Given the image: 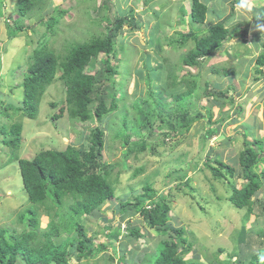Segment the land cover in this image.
I'll list each match as a JSON object with an SVG mask.
<instances>
[{
	"label": "rangeland",
	"instance_id": "obj_1",
	"mask_svg": "<svg viewBox=\"0 0 264 264\" xmlns=\"http://www.w3.org/2000/svg\"><path fill=\"white\" fill-rule=\"evenodd\" d=\"M203 1L208 6L207 17L203 24L198 25H191L189 0L95 1V6H99V12L104 16H125L132 9L133 17L140 22L137 28L125 24L117 33L115 58L119 60L116 62H119L120 70L115 87L117 106L99 123L94 119L81 122L67 113L53 119V114H58L65 104V86L58 77L59 72L44 91L35 118L22 116L10 109V106H17L22 101L24 92L20 83L37 39L48 38L56 51L64 52L66 42L84 41L90 32L96 33L104 27L93 21L98 13L92 10L91 0H51L45 7L46 11L54 5L68 10L59 19L56 36L46 31L42 23L44 14L40 12L39 22L37 18L25 19V23L34 26L11 39L7 37L5 21L11 22L17 17V0H0V125L9 121L22 124L19 147L14 153L20 158L31 159L41 149L62 150L67 144L88 148L92 144L91 130L103 131V159L111 165L108 179L113 184L114 193L91 214L80 215L85 233L99 250L94 258L73 260L71 264H134L145 252L157 247L162 236L149 229L141 216L136 214L130 218L132 226L140 227L143 232L139 239H133L126 236L127 218L121 219L118 214L120 202L141 193L142 184L151 173L155 178L152 183L154 190L172 195L168 222L173 227H184L191 242L185 258L201 264H221L231 260L240 248L248 252V247L238 242L242 229L246 232L245 239L252 245L251 251L256 247V241L251 242L258 236L255 231L264 233V192L259 190L252 197V211L237 209L227 200L231 192L228 181L212 178L207 166H218L214 161L218 158L240 172L237 157L243 139L256 137L264 143V74L255 72V59L262 50L261 41L264 39V23L256 25L255 16L264 12V0ZM220 20L230 29L237 28L239 34L224 41L220 49L202 59L198 65L183 64L181 58L192 42L188 41L184 46L173 43L172 40L179 38L177 32L186 33L193 27L205 30ZM70 23L78 29H71ZM85 28L90 31L85 33ZM104 56L100 53L94 64L99 65ZM163 64L164 71L162 67L158 78L153 77L155 68ZM168 66L177 79L192 77L199 84L193 93L197 99L195 105L188 104V108L183 105L181 109L187 108L191 117H199L196 112L203 104L211 110L212 116L209 120L205 111L201 110L200 118L193 121L187 130L178 118H172V123L180 127L173 131L161 122L153 109L150 116L152 130L149 132L135 123L134 107L145 101L146 109L152 106L151 95L164 88ZM231 69L232 74L224 73ZM148 73L151 75L149 79ZM204 88L224 92L233 100L228 96L205 95ZM173 103L175 111V103L178 102ZM122 122L126 124L125 135H130L126 140L145 138L154 146V151L146 149L125 157L127 146L116 134L122 129ZM208 127L216 128V132L202 144V132ZM10 155L11 148L0 142V228H5L7 233L21 235L26 226L18 220V214L29 201L17 161L7 164ZM163 162L175 169H186L188 185L164 186V173L160 171ZM140 167L143 170L134 174ZM233 180L239 187L244 182L242 177ZM48 219L41 214L36 229L39 236L46 230ZM119 225L120 236L110 241L105 233ZM107 226L111 228L107 229ZM75 235L74 230H63L56 239L59 242ZM221 248L223 251H219ZM16 264L23 263L18 261Z\"/></svg>",
	"mask_w": 264,
	"mask_h": 264
},
{
	"label": "trees",
	"instance_id": "obj_2",
	"mask_svg": "<svg viewBox=\"0 0 264 264\" xmlns=\"http://www.w3.org/2000/svg\"><path fill=\"white\" fill-rule=\"evenodd\" d=\"M95 1L91 0V8L98 15L93 21L97 25H104L98 32H90L84 41L66 42L64 52L56 51L48 38L43 37L35 41L20 83L24 92L22 101L17 106L9 105L13 112H20L22 116L31 119L35 118L41 97L57 72L65 86V104L60 107L58 114H53V119L67 113L81 122L94 119L100 123L104 115L116 108V78L120 74L119 62H116L119 60L115 58L116 36L123 25L128 24L137 28L140 22L133 17L132 9L125 16H104L99 12V6H95ZM48 3H51V0H17L15 5L17 17L10 18L11 22L5 21L7 37L11 39L20 32L31 29L34 24L25 23V19L30 21L37 18L39 22L40 12L44 14L42 23L45 24L46 31L56 36L59 19L67 14L68 10L54 5L51 10L46 11L45 7ZM104 5L106 4L103 3L102 6L105 7ZM207 12L206 2L191 0L189 12L191 25L203 24ZM262 23H264V12H259L255 16V24L259 26ZM70 28L75 31L78 29L74 23H70ZM89 31L90 29L85 28V33ZM177 33L179 38L172 40L173 43L184 46L188 41L192 42L181 62L193 66L221 48L224 41L239 34V30L226 27L220 20L209 25L205 30L193 27L186 33ZM261 47L262 50L255 59V72L258 74H264V39L261 41ZM5 50L6 47L3 48V51ZM100 53H104V59L99 65H95L93 61ZM162 67L164 71V64L155 68L152 72L153 77L158 78ZM170 68L168 66L165 69L164 88L151 95L152 106L146 109L145 101L142 105L134 107L137 117L135 123L149 132L152 130L150 116L153 115V109L156 110V116L161 122L173 131L180 127L172 123V118H178L182 122L181 126L187 130L193 121L200 118L201 110L205 111L209 120L212 116L211 110L203 104L196 112L199 117H191L187 109L178 106L175 107V111L171 109L170 98H172L171 104L175 101L184 103L182 106L190 103L194 106V101L197 99L193 93L199 84L192 77L177 79ZM224 73L229 75L233 70ZM149 77L151 75L148 73L147 78ZM203 93L208 96L215 95L214 97L228 96L233 100L232 96L224 92L217 93L207 88H204ZM6 117L8 118L7 115ZM125 130L126 124L122 122V129L116 133L122 137L123 145L127 146L125 157L146 149L154 151V146L145 138L126 140L130 135H125ZM21 132L22 124L18 121H9L0 125V142L11 148L7 164L13 160L17 161L22 184L30 202L18 214V220L26 226L21 235L7 233L5 228H0V264H16L18 261H22L23 264H71L73 260L94 258L99 248L92 244V238L85 233L80 215L91 214L114 193L113 184L108 179L111 165L103 159V131L91 130L92 144L88 148L67 144L62 150L41 149L31 159L20 158L14 153L19 147ZM215 132L216 128H206L205 132H202V144ZM214 161L218 166L207 164L211 177L224 178L228 181L231 192L227 200L230 204L237 209L246 208L247 211H252V197L259 190L264 192V143L256 137L251 140L243 139L237 157L240 172H236L235 167L218 158ZM142 170L143 168L140 167L134 174ZM160 171L164 173L162 181L164 186L171 188L173 184L188 185L186 169H175L167 162H163ZM235 177L244 179L240 187L233 180ZM154 180L152 173L149 174L142 184V192L132 199L121 201L118 209L120 218H127L126 236L139 239L143 235L140 227L132 226L130 223V218L136 214L142 217L149 229L162 236L157 242V247L155 246L157 249L154 247L152 251L145 252L140 259L134 261V264H201L184 257L189 252L191 242L184 227H173L168 222L172 195L169 192L163 194V190L160 192L154 190L152 187ZM41 214H45L49 222L42 236H39L36 229ZM109 228L111 226H107V229ZM63 230H74L76 235L57 242L56 238ZM120 233L119 225L105 235L111 241L118 239ZM255 233L258 236L251 241H256L253 251H251V243L245 239L246 232L242 229L238 235V242L244 243L248 247V252L240 248L231 256V260L228 259L221 264H264V233L261 234L260 230H256ZM219 251H223V248Z\"/></svg>",
	"mask_w": 264,
	"mask_h": 264
},
{
	"label": "clouds",
	"instance_id": "obj_3",
	"mask_svg": "<svg viewBox=\"0 0 264 264\" xmlns=\"http://www.w3.org/2000/svg\"><path fill=\"white\" fill-rule=\"evenodd\" d=\"M190 1V4H191V0H189ZM220 49V48H219ZM171 101H172V98H170V100H169V106L171 107V109L173 110V105H174V103L173 104H171ZM178 107H184V106H182V103L181 102H178V103H175ZM191 104V103H190ZM188 105V104H187ZM186 105V106H187ZM187 108H188V106H187ZM187 108H183V109H187ZM174 111V110H173ZM254 244H255V242H254ZM247 257H249V255L247 256Z\"/></svg>",
	"mask_w": 264,
	"mask_h": 264
}]
</instances>
